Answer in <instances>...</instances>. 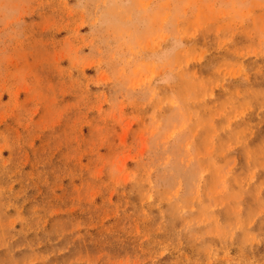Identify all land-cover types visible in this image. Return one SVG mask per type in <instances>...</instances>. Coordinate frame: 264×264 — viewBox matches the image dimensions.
Wrapping results in <instances>:
<instances>
[{"label": "rangeland", "instance_id": "obj_1", "mask_svg": "<svg viewBox=\"0 0 264 264\" xmlns=\"http://www.w3.org/2000/svg\"><path fill=\"white\" fill-rule=\"evenodd\" d=\"M0 264H264V0H0Z\"/></svg>", "mask_w": 264, "mask_h": 264}]
</instances>
